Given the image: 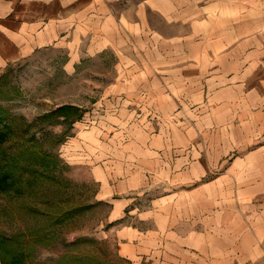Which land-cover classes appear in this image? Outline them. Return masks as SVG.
Instances as JSON below:
<instances>
[{
	"label": "rangeland",
	"instance_id": "1",
	"mask_svg": "<svg viewBox=\"0 0 264 264\" xmlns=\"http://www.w3.org/2000/svg\"><path fill=\"white\" fill-rule=\"evenodd\" d=\"M115 46L92 56L41 53L0 72V105L18 118L6 147L20 164L38 166V172L17 169L21 194L0 195V253L22 248L30 264H134L120 255L117 237L122 226L134 225L157 239L141 264H177L180 231L177 222L170 226L164 205L197 191L196 225L220 245L230 244L219 248L230 255L218 261L264 264V194L246 231H238L239 214L222 202L238 187L228 172L249 144L248 137L243 143L245 121L227 119V106L218 103L223 98L207 90L216 77L202 74L200 83L170 90L163 70H174V57L142 56L128 44L118 54ZM194 88L205 91L192 112L176 100L190 99ZM61 106L77 110L54 113ZM115 191L126 216L112 221L109 193ZM169 243L176 263L159 253Z\"/></svg>",
	"mask_w": 264,
	"mask_h": 264
},
{
	"label": "crops",
	"instance_id": "2",
	"mask_svg": "<svg viewBox=\"0 0 264 264\" xmlns=\"http://www.w3.org/2000/svg\"><path fill=\"white\" fill-rule=\"evenodd\" d=\"M252 26H258V32H252ZM263 27L264 0H0V72L37 54L63 50L71 56H92L115 48L118 42V54L128 44L142 56L174 57L178 63L174 70H163L170 76L163 87L170 90L174 85L185 89L186 81L200 83L202 74L216 77V81L207 80V90H215L223 98L218 103L227 106V119L237 117L246 124L243 143L248 137L249 148L245 145V156L235 160L228 172L238 187L222 198L229 213L239 214L235 222L238 231H246L249 219L260 208L256 200L264 194ZM185 73H190L187 79ZM204 91L194 88L190 99L181 95L182 100L176 103L194 112ZM251 131L252 139L247 136ZM117 192L109 193L112 221L126 216L124 201L116 197ZM201 197L197 191L180 193L177 203L164 205L170 226L177 222L180 231L177 261L230 264L218 261L219 255H230L228 251L221 254L219 248L228 249L230 244L220 245L203 235L202 226L195 223L202 212L198 205ZM117 237L120 255L134 264H141L147 246L153 251L157 244L153 231L134 225L122 226ZM239 243L245 246L243 240ZM172 247L169 243L159 253L169 263H176V258L168 255Z\"/></svg>",
	"mask_w": 264,
	"mask_h": 264
},
{
	"label": "trees",
	"instance_id": "3",
	"mask_svg": "<svg viewBox=\"0 0 264 264\" xmlns=\"http://www.w3.org/2000/svg\"><path fill=\"white\" fill-rule=\"evenodd\" d=\"M71 110L76 109L70 106H61L58 107L55 112H62L63 110ZM77 110V109H76ZM81 117V113L79 112L72 121L78 120ZM18 118L11 116L8 110L0 105V195L6 194H21L23 191L20 186V174L16 173L19 168L20 171H33L38 172V166L36 165L33 169V166L22 165L18 161V158L15 154L9 152L6 147V144L9 142L11 134L14 130V127H18V123L16 120ZM20 128V127H19ZM50 159V158H49ZM49 159L46 161L44 169L48 170L50 168ZM0 245L5 242V239L0 238ZM12 246V245H11ZM10 249H6L8 253L7 257L3 253H0V262L2 264H30L28 261V253L22 248L12 247ZM2 251L0 247V252ZM5 252V253H6ZM34 264H42V263H34Z\"/></svg>",
	"mask_w": 264,
	"mask_h": 264
}]
</instances>
